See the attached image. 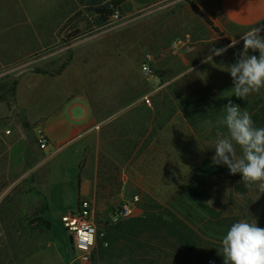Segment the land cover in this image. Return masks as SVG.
<instances>
[{
	"label": "rangeland",
	"instance_id": "374dc122",
	"mask_svg": "<svg viewBox=\"0 0 264 264\" xmlns=\"http://www.w3.org/2000/svg\"><path fill=\"white\" fill-rule=\"evenodd\" d=\"M123 1L0 0V264L121 263L102 254L110 247L106 240L89 263L76 259L61 217L77 207V159L41 157L48 150L39 147L37 135L45 130L36 117L73 94L90 98L98 121L84 139L86 159H79L85 192L79 200L95 206L106 234L147 213L176 231L146 230L136 243L122 241L138 256L132 264H223L221 239L234 222L264 228V192L211 160L217 131L226 133L220 121L229 100L264 127V89L246 99L233 95L224 65L234 62L242 43L202 62L210 48L250 29L214 30L192 7L194 0H164L106 26L105 17L121 11ZM124 11H132L129 4ZM177 40L182 45L175 50ZM147 54L155 78L141 72L127 101L106 97L108 68L141 71ZM98 150L113 159H89ZM51 190L59 206L54 210ZM127 202L135 216L114 222Z\"/></svg>",
	"mask_w": 264,
	"mask_h": 264
},
{
	"label": "clouds",
	"instance_id": "9594fccd",
	"mask_svg": "<svg viewBox=\"0 0 264 264\" xmlns=\"http://www.w3.org/2000/svg\"><path fill=\"white\" fill-rule=\"evenodd\" d=\"M241 43L234 62L224 66L232 79L233 95L246 99L264 89V24L251 27L222 47L210 48L202 62L211 63L213 57ZM222 111L220 123L226 133H216L212 163L226 166L231 175L240 174L245 186L255 184L264 192V127L256 126L252 115L231 100ZM221 253L223 264H264V228L245 220L234 222L221 239Z\"/></svg>",
	"mask_w": 264,
	"mask_h": 264
},
{
	"label": "crops",
	"instance_id": "0c3cea01",
	"mask_svg": "<svg viewBox=\"0 0 264 264\" xmlns=\"http://www.w3.org/2000/svg\"><path fill=\"white\" fill-rule=\"evenodd\" d=\"M162 1L164 0H125L120 9L122 14L128 16ZM194 2L225 35H229L232 31L248 30L253 26L264 24V0H194ZM126 4H129L132 9L129 13L124 11ZM141 76L140 69L132 65L108 68L104 81L106 97L120 102L131 99L142 81ZM72 104H75L74 107H71ZM71 117H74V120ZM36 118L42 121L41 127L48 137V146L42 150V152L48 150V154L43 153L41 157L43 159H77L78 205L81 201L79 197L85 194L84 186H81L79 159H86L87 147L84 139L94 132L98 122L92 102L85 94L68 95L65 101L55 106L50 113H40ZM89 159L113 158L98 150L96 155ZM52 191L49 192L48 202L50 201L49 207L54 210L59 206L54 204L56 197ZM64 200L65 198L62 197L63 202Z\"/></svg>",
	"mask_w": 264,
	"mask_h": 264
},
{
	"label": "built area",
	"instance_id": "2783aa9c",
	"mask_svg": "<svg viewBox=\"0 0 264 264\" xmlns=\"http://www.w3.org/2000/svg\"><path fill=\"white\" fill-rule=\"evenodd\" d=\"M122 17L121 11H116L107 22L106 26L113 21H117ZM182 45L181 40L173 43V49L177 50ZM141 72L144 78H155L156 71L154 67V59L151 54H147L141 64ZM149 102V98H144ZM38 144L41 149L48 146L47 134L41 129L37 135ZM135 216V208L133 203L127 202L121 205L114 212L112 219L118 222ZM61 221L73 239L72 248L76 253V259L81 263H89L93 253L97 249L100 241H105L106 230L101 227L96 216L95 206L89 200H81L76 209L64 213ZM105 245L106 241L104 242Z\"/></svg>",
	"mask_w": 264,
	"mask_h": 264
},
{
	"label": "trees",
	"instance_id": "16d2710c",
	"mask_svg": "<svg viewBox=\"0 0 264 264\" xmlns=\"http://www.w3.org/2000/svg\"><path fill=\"white\" fill-rule=\"evenodd\" d=\"M125 1V0H124ZM123 1V2H124ZM122 2V3H123ZM192 7L197 11L201 12L200 8L195 4L192 3ZM121 10V9H120ZM203 19L206 21V23L211 26L214 30L218 31V28L215 26L214 22L204 13H202ZM111 17V16H110ZM109 15L106 16L105 20L106 22L110 18ZM148 215L145 216L144 219H130L128 221H122L112 227H109L108 233L106 235V242L109 244V249L105 250L102 249V254H106V256L111 257L112 259L116 258L120 260V264H132L133 262H136L135 256H137L136 253L132 251H128L127 249L122 245V241H130L135 242V238L139 236V234L143 233V231H154L157 233L165 232L167 235L176 234V231L174 228L171 227L170 223H167L166 221L158 220L156 215H153L152 213H147ZM180 234L182 238L186 236V233H183V230L180 231ZM184 239H186L184 237ZM187 240V239H186ZM128 246V245H126ZM132 250H136L132 248ZM104 251V253H103ZM109 257H106V259H109ZM151 262L146 261V264H150Z\"/></svg>",
	"mask_w": 264,
	"mask_h": 264
},
{
	"label": "water",
	"instance_id": "95a60500",
	"mask_svg": "<svg viewBox=\"0 0 264 264\" xmlns=\"http://www.w3.org/2000/svg\"><path fill=\"white\" fill-rule=\"evenodd\" d=\"M45 224H46V227H47L48 229H51L52 224H51L50 221H46ZM70 244H71V245L73 244V239H72L71 237H70ZM73 251H74V248H72V252H73Z\"/></svg>",
	"mask_w": 264,
	"mask_h": 264
}]
</instances>
